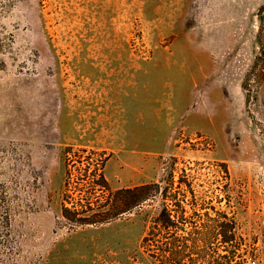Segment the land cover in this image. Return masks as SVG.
Instances as JSON below:
<instances>
[{
    "label": "rangeland",
    "instance_id": "1",
    "mask_svg": "<svg viewBox=\"0 0 264 264\" xmlns=\"http://www.w3.org/2000/svg\"><path fill=\"white\" fill-rule=\"evenodd\" d=\"M0 264H264V0H0Z\"/></svg>",
    "mask_w": 264,
    "mask_h": 264
},
{
    "label": "trees",
    "instance_id": "2",
    "mask_svg": "<svg viewBox=\"0 0 264 264\" xmlns=\"http://www.w3.org/2000/svg\"><path fill=\"white\" fill-rule=\"evenodd\" d=\"M77 151L85 152L86 149H79ZM105 160L106 158L104 157V159H100L97 163L98 170L95 172V179L91 181V191H88V188L82 183H77L80 186V189H77L79 191V195H73L71 192L68 194L67 191H70L67 187L69 186V182L66 181L65 183L66 199L62 202L61 214L64 218L73 222L74 225L100 224L107 222L123 212L131 211L134 207L142 204L144 201L155 198L161 189L160 182L158 181L111 190L103 173ZM78 172L81 176L83 175L81 171ZM80 178L81 180H85V178ZM73 189H76V187ZM97 192L100 193L98 196H95V199L98 200L92 201L90 199V195H94ZM100 196L102 199L104 198L103 201H101ZM67 198L71 199V201H68ZM67 202L70 206L66 205ZM94 205L97 208L96 211H94ZM162 216H164L163 212H159L158 215L155 216L151 235L143 238L142 241L147 244V246H156L154 241L155 238L151 239L149 236L155 234L154 231L157 230L159 223L163 221ZM227 223L231 224L232 221H227ZM152 256L156 255L153 253Z\"/></svg>",
    "mask_w": 264,
    "mask_h": 264
}]
</instances>
